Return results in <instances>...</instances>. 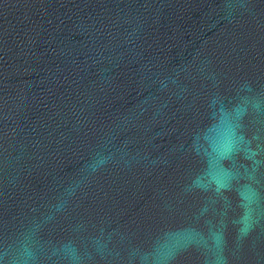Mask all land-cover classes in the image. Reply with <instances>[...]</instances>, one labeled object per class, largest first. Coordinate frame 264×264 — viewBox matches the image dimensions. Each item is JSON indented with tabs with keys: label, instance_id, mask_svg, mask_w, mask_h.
I'll use <instances>...</instances> for the list:
<instances>
[{
	"label": "water",
	"instance_id": "water-1",
	"mask_svg": "<svg viewBox=\"0 0 264 264\" xmlns=\"http://www.w3.org/2000/svg\"><path fill=\"white\" fill-rule=\"evenodd\" d=\"M0 264H264V0H0Z\"/></svg>",
	"mask_w": 264,
	"mask_h": 264
}]
</instances>
